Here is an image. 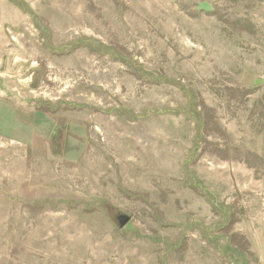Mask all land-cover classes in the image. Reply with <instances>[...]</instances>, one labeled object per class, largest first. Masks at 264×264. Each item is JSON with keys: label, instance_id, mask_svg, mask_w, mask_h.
I'll use <instances>...</instances> for the list:
<instances>
[{"label": "rangeland", "instance_id": "obj_1", "mask_svg": "<svg viewBox=\"0 0 264 264\" xmlns=\"http://www.w3.org/2000/svg\"><path fill=\"white\" fill-rule=\"evenodd\" d=\"M0 264H264V0H0Z\"/></svg>", "mask_w": 264, "mask_h": 264}, {"label": "water", "instance_id": "obj_2", "mask_svg": "<svg viewBox=\"0 0 264 264\" xmlns=\"http://www.w3.org/2000/svg\"><path fill=\"white\" fill-rule=\"evenodd\" d=\"M195 9L196 11H202L205 13H209L212 11V7L207 2L197 3V6ZM114 218H115L118 228H123L129 222V217L125 215L117 214L116 216H114Z\"/></svg>", "mask_w": 264, "mask_h": 264}]
</instances>
